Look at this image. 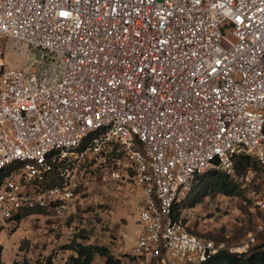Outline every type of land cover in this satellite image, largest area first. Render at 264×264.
I'll list each match as a JSON object with an SVG mask.
<instances>
[{
    "label": "built area",
    "instance_id": "obj_1",
    "mask_svg": "<svg viewBox=\"0 0 264 264\" xmlns=\"http://www.w3.org/2000/svg\"><path fill=\"white\" fill-rule=\"evenodd\" d=\"M10 43L18 68L2 61ZM263 121L264 0H0V224L29 208L69 217L88 163L139 184L142 264L245 252L264 223L227 247L171 206L201 172L241 180L237 155L264 174ZM55 165L60 184L44 186Z\"/></svg>",
    "mask_w": 264,
    "mask_h": 264
},
{
    "label": "rangeland",
    "instance_id": "obj_2",
    "mask_svg": "<svg viewBox=\"0 0 264 264\" xmlns=\"http://www.w3.org/2000/svg\"><path fill=\"white\" fill-rule=\"evenodd\" d=\"M7 48L2 61L11 67H20L24 58V48L13 43L8 44ZM262 177L264 176L261 171L247 172L244 178L238 180L241 190L239 196L216 194L204 197L193 212L196 216L199 213L203 214L201 220L204 222L205 230L198 232L193 228L191 232L215 243L222 242L227 247L234 246L240 239L242 240L245 234L254 228L251 221L253 215L264 218L263 210L254 202L259 199L260 187L264 184L261 182ZM251 207L252 213L248 211ZM78 208L76 210L74 207V212L69 217L57 218L50 211H46V214L24 217L17 224L10 220L0 224L1 263L19 264L24 260L26 264H41L49 255H53L54 264L61 263L65 252L60 246L67 240L72 228L74 231L83 227L82 221L79 220L83 217ZM96 233L102 236L103 240L110 235L106 228H100ZM22 243L27 247L19 248Z\"/></svg>",
    "mask_w": 264,
    "mask_h": 264
},
{
    "label": "crops",
    "instance_id": "obj_3",
    "mask_svg": "<svg viewBox=\"0 0 264 264\" xmlns=\"http://www.w3.org/2000/svg\"><path fill=\"white\" fill-rule=\"evenodd\" d=\"M84 166L85 168L82 170L79 168L80 172L77 174L78 187L73 202L76 210L79 207L80 215L83 217L79 219L82 221V226L86 230H91L90 235L83 242L107 246L111 254L118 258L121 264H142V260L135 258L132 254V246L140 230L136 209L140 199L139 184L132 180L131 172L125 168L119 170L120 177L118 179H113L107 175L101 179L103 174L98 167L90 166L88 163ZM262 175L264 176V174ZM263 178L261 182H264ZM258 196V200L264 201V184L261 185ZM195 206L185 207L184 212L187 214L185 220L190 231L194 228V231L200 232L205 230L204 222L201 220V213H199L200 216L194 214ZM261 210H263L264 215V208ZM248 211L252 213L253 208H249ZM251 221L254 230L257 224L264 223V218L253 215ZM100 228L107 229V232L110 233L109 238L103 240L102 236L96 233V230ZM72 231L73 229L63 243L68 241ZM94 239L96 240L93 241ZM240 241L241 239L238 242ZM62 250L65 252L62 262L69 255L74 254L71 250ZM51 256L53 261V255ZM146 261L144 264H158L154 260Z\"/></svg>",
    "mask_w": 264,
    "mask_h": 264
},
{
    "label": "trees",
    "instance_id": "obj_4",
    "mask_svg": "<svg viewBox=\"0 0 264 264\" xmlns=\"http://www.w3.org/2000/svg\"><path fill=\"white\" fill-rule=\"evenodd\" d=\"M262 132L264 133V121ZM56 168L57 165L54 166L51 172L47 173V182L44 183V186L60 184L61 177L58 175ZM233 170L236 176L244 178L247 172L261 171V167L251 155L240 154L233 158ZM6 175L7 172L0 173V183ZM216 194L239 196L241 190L238 181L217 170L201 172L194 177L190 189L184 194L183 198L172 204V216L177 217L179 207H193L204 197ZM46 211L50 210L48 208L20 209L11 216L10 221L17 224L24 217L46 214ZM90 233L91 230H86L84 227L72 231L68 241L62 244L60 248L71 250L74 254L69 255L59 264H121L120 260L111 254L107 246L84 243L83 240L87 239ZM256 235L255 243L245 252L235 253L227 248L218 249L198 264H264V230L257 232ZM26 247L25 243L19 246L22 249ZM0 264H2L1 260ZM12 264H16V262H12ZM19 264H26V262L23 260ZM41 264H54L52 256L49 255Z\"/></svg>",
    "mask_w": 264,
    "mask_h": 264
}]
</instances>
